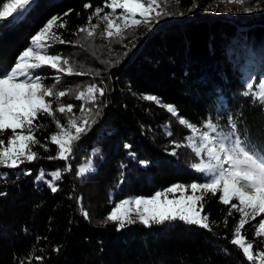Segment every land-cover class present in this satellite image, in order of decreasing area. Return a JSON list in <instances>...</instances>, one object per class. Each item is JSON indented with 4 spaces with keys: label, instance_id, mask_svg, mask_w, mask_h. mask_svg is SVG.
<instances>
[{
    "label": "trees",
    "instance_id": "trees-1",
    "mask_svg": "<svg viewBox=\"0 0 264 264\" xmlns=\"http://www.w3.org/2000/svg\"><path fill=\"white\" fill-rule=\"evenodd\" d=\"M158 1L170 5L172 12L114 38L101 35L106 26L97 17L92 20L98 25L93 37L83 32L73 35L88 23L95 7L103 8L104 0H34L24 23L0 33V65L11 66L48 19L56 15L61 17L57 23L66 22L65 28L53 31L70 43L57 42L54 51L74 61L84 74H59L62 79L55 90L66 91L61 102L72 104L73 112H54L55 119L40 116L41 143L58 131L56 120L66 124L74 115L79 123L81 105L91 109L89 122L95 120L77 142L72 170L62 172L56 193L36 180L41 168L50 172L65 167V161L47 159L56 154V145L49 143L50 151L35 146L41 158L20 169H0L10 174L0 180V264H18L20 259L25 264L29 260L31 264H250L230 243L240 213L233 210L228 216L230 205L219 201L220 193L202 195L201 214L209 215L211 231L179 220L150 228L134 223L117 231V224L105 219L121 199L150 197L177 182L201 178L190 168L197 160L190 148L182 146L176 156L168 154L171 141L186 144L184 137L191 133L165 105L177 107L179 116L200 127L208 120L226 126L231 116L242 132L264 145V105L241 95L245 79L257 84L264 78V3L253 0L260 7L257 17L232 19L213 15V3L228 0ZM85 3L92 7L85 9ZM40 71L49 77L47 86L53 87L51 77L57 73L49 67ZM92 84L103 88L104 95L95 92V102L75 98ZM145 95L158 97L160 103L145 100ZM165 125L172 137L166 136ZM10 134L5 132L4 137ZM125 142L133 145L136 160L127 155ZM93 149L100 150L91 157L94 170L77 176ZM141 160L150 163L144 166ZM121 163L127 165L123 170ZM23 169H31L32 175H22ZM121 171L124 181L117 187ZM262 218L264 214L242 229L246 241L259 249H264V237L254 236L253 225Z\"/></svg>",
    "mask_w": 264,
    "mask_h": 264
},
{
    "label": "snow or ice",
    "instance_id": "snow-or-ice-1",
    "mask_svg": "<svg viewBox=\"0 0 264 264\" xmlns=\"http://www.w3.org/2000/svg\"><path fill=\"white\" fill-rule=\"evenodd\" d=\"M228 2L242 4L246 0H228ZM255 2L264 3V0H255ZM33 3L34 0H0V33L15 30L24 23L30 15ZM195 6L194 4L193 7ZM90 7H92L90 3L84 4L85 9ZM103 8L111 11L100 17ZM103 8L95 7L94 12L88 17V23L79 27L73 35L83 32L86 33L87 38L93 37L98 27L92 24L93 17L107 22L101 35L114 38L122 36L123 28L138 26L141 23L148 24L153 14L156 16L162 14L158 0H104ZM117 9L121 12L117 13ZM191 10L192 8L188 9ZM251 12L252 9H245L246 14ZM179 14L183 15V12ZM137 16L140 19H137ZM58 20H61V17L56 15L48 19L30 38V46L19 53L13 65H0V169H20V165L41 158L38 152L33 150L35 146L39 145L44 151H50L48 144L56 145V154L48 156L47 159L65 161V167L50 172L41 168L36 175V180L43 181L53 193L58 191L56 182L62 179V172L72 170L71 160L76 155L77 142L91 129V124L95 123L94 119L89 122L91 109L81 105L79 123L74 115L68 118L66 124L56 120L58 131L46 138L47 143H41L37 138V133L44 127L39 120L40 116L47 115L55 119L54 112L61 114L73 112L72 104L65 105L61 102V98L67 95L66 91L55 90V84H59L62 79L59 74L69 76L84 74L76 70L74 61L54 51L55 43H70L53 31L54 27H66V22L57 23ZM44 67H50L57 73L51 77L54 81L53 87H48L45 83L49 77L40 71ZM244 84L245 90L241 95L264 105V78L257 84H253L251 78H247ZM95 92L104 95L103 88H97L92 84L85 91H80L75 98L95 102ZM143 98L160 103L159 98L155 96L145 95ZM54 103L58 105L55 108H53ZM165 107L167 112L177 117L179 124L186 126L191 133L184 137L186 144L171 141L173 148L168 154L176 156L177 150L182 146L190 148L197 158L190 164V168L200 174L201 178L188 183L177 182L166 189L157 190L150 197L121 199L115 202L105 218L106 221L116 223L117 231L137 222L150 228L152 225H164L177 220L211 231L209 215L201 214L204 209V196L197 193H211L213 196L220 193L219 201L224 205H230L227 215L232 216L233 210L240 213L230 243L242 250L243 256L250 264H264V249L257 248L252 241H246L242 234V229L250 220H256L264 214V145L255 143L247 132H242L238 127V121L231 116L226 126H222L219 121L208 120L200 127L187 118L179 116L177 107L170 104ZM164 127L166 136L172 137L174 133L171 128L168 125ZM9 131L11 134L5 138L4 133ZM123 147L131 159H137L136 153L132 151V144L125 142ZM99 153V149H93L90 157L77 169V176L82 177L94 170V160L91 157ZM140 163L147 166L150 162L141 160ZM126 167L127 165L121 163L122 170ZM21 174L32 175V170L23 169ZM9 176L8 172L0 171V180ZM46 176H50L51 179H46ZM123 181L124 175L121 171L117 187ZM175 193H179V196L173 195L169 199V194ZM132 206L135 207L136 220L130 215ZM81 211L85 219H89V214L83 209ZM223 223L226 226L227 219ZM253 227L256 238L264 237V218ZM35 259L42 258L35 257ZM18 264H25V260L20 259ZM28 264H31V260Z\"/></svg>",
    "mask_w": 264,
    "mask_h": 264
},
{
    "label": "rangeland",
    "instance_id": "rangeland-1",
    "mask_svg": "<svg viewBox=\"0 0 264 264\" xmlns=\"http://www.w3.org/2000/svg\"><path fill=\"white\" fill-rule=\"evenodd\" d=\"M159 3V10L163 13H169V12H172V9L170 7V5H167L165 4L164 2L162 1H158ZM214 5V9L216 11V14H213V15H217V16H223V17H226V18H234L236 15H244L246 17H249V16H254V17H257L258 14H259V11H260V7L258 4H254L253 2H244L242 4L240 3H235V2H214L213 3ZM252 9V12L250 14H246L245 13V9ZM106 12H101L100 13V17H102L105 13H109L111 11V9H108L106 8ZM121 12L120 9H117V13ZM161 14V15H162ZM160 15V16H161ZM160 16H156L155 14H153L151 16V22L148 23V24H145V23H141L140 25H146V26H150L152 21H154L155 19H157L158 17ZM111 18V17H110ZM137 19H140L139 16L136 17ZM101 21V23L103 25L106 26L107 22L106 21H103L102 19H99ZM117 23H120V21H116ZM138 25V26H140ZM138 26H132V27H127V28H123L122 29V33H124L126 30L130 29V28H133V27H138ZM239 30H242V28H239ZM49 69H51L49 67ZM52 70V69H51ZM198 195H203L204 193L203 192H199L197 193ZM175 195V196H179V193H175V194H169V199L172 198V196ZM128 198V197H127ZM111 212V211H110ZM109 212V213H110ZM130 215H131V218L133 220H136L137 219V216H136V212H135V207L132 206L131 209H130ZM138 223V222H137ZM140 224V223H139ZM241 250V249H240ZM242 251V250H241Z\"/></svg>",
    "mask_w": 264,
    "mask_h": 264
}]
</instances>
